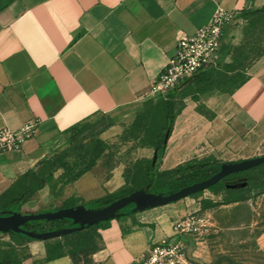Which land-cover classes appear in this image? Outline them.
<instances>
[{"label": "crops", "instance_id": "obj_1", "mask_svg": "<svg viewBox=\"0 0 264 264\" xmlns=\"http://www.w3.org/2000/svg\"><path fill=\"white\" fill-rule=\"evenodd\" d=\"M6 3L0 8V129L15 130L32 119L39 124L20 148L0 153V194L64 146L72 127L96 116L119 123L131 120L174 54L176 39L194 35L217 8L236 13V22L223 37L224 44L235 46L242 41L241 27L236 26L241 12L264 7V0ZM246 75L247 81L232 94L201 97L213 119L184 101L166 142L161 171L207 157L238 162L264 156V53ZM152 155L151 149L137 150V158ZM121 172L116 169L110 179L100 180L92 169L64 193L84 201L100 198L123 186ZM47 193L43 188L38 194ZM160 208L110 221L99 230L102 246L91 255V264H135L152 243L170 236L171 214ZM28 248L30 257L23 264H73L68 256L45 261L43 242L33 241Z\"/></svg>", "mask_w": 264, "mask_h": 264}, {"label": "trees", "instance_id": "obj_2", "mask_svg": "<svg viewBox=\"0 0 264 264\" xmlns=\"http://www.w3.org/2000/svg\"><path fill=\"white\" fill-rule=\"evenodd\" d=\"M7 0L0 2V8L5 6ZM240 18L247 20V25L243 29V39L247 33L248 23L254 28L257 23L264 18V7L256 10L242 11ZM251 18H256L257 23H252ZM251 24V25H250ZM261 38L255 40L256 45H261ZM240 46L225 45L221 47V57L218 63H222L226 56L239 50ZM256 50L254 58L248 65L241 69H234L232 65H223L227 76L223 71H216L215 68L207 67L197 71L192 77L182 81L177 87L167 92L157 100H146L142 107L134 116V119L123 138L137 142L138 148H147L153 151L150 159L139 158L123 169V186L113 193L89 201H83L80 197L70 196L63 200L60 207L52 210L31 211L24 209V205L47 187L53 197H58L66 186L90 172L96 165L97 160L108 150V145L100 139H87L86 135L90 132L87 122L72 127L67 133V143L57 149L41 161L33 169L20 175L5 191L0 194V215L9 213L37 214L56 211L64 208L83 206L86 209H101L113 201L128 196L135 191H144L158 195H170L179 191L183 187L204 181L216 174L223 164L215 158L207 157L200 160L185 162L171 170H158L160 161L163 157L166 142L172 132L177 114L184 108V100L190 98L196 103L195 110L207 119H213L214 114L201 103V97L213 92L221 94H232L240 88L248 79L247 68L264 53V43L262 47H253ZM106 127L112 126L113 120L110 119ZM92 136V135H90ZM83 152L77 155L76 159L70 161L71 152L77 146H84ZM154 161V163H153ZM264 167V164L253 168V170ZM252 170V169H251ZM60 171L55 177V173ZM250 170L226 176L217 184L207 190L213 193L225 191L229 194L246 191L249 184L242 189H226V185L242 182L241 174ZM169 178V180H166ZM264 193V180L259 183ZM202 192L190 195L196 197ZM245 200V198L234 196L228 203H235ZM217 204L212 202L201 203V208L208 209ZM134 212L132 215L133 216ZM128 217V216H124ZM121 217V218H124ZM119 218V219H121ZM110 221L100 222L83 230L75 231L64 235L58 239L44 241L45 261H50L63 256H68L73 264H91V255L97 252L102 246L99 230L107 228ZM69 220H38L27 222L23 227L25 231L45 233L67 228ZM34 240L19 233H0V264H23L30 257L28 244Z\"/></svg>", "mask_w": 264, "mask_h": 264}, {"label": "rangeland", "instance_id": "obj_3", "mask_svg": "<svg viewBox=\"0 0 264 264\" xmlns=\"http://www.w3.org/2000/svg\"><path fill=\"white\" fill-rule=\"evenodd\" d=\"M251 19L252 23H257L256 18ZM246 25L247 20L245 19H240L236 23V26L241 27L242 41L239 45L235 46L241 45V47L239 50L225 57L222 63L219 64L217 62L213 67L216 71L222 70L223 74H226L225 68H223L225 64L232 65L234 69H241L243 66L248 65L250 60L254 58L256 50L252 51V48L256 47L260 49L262 47L264 41H261V45L254 46L253 44H255L257 38L264 39V18L254 28H251L248 23L247 33L243 39V29ZM225 45L231 44L226 43ZM220 57L221 50L219 51L217 61L220 60ZM226 75L229 76L231 74L227 73ZM164 95L152 96L147 94L144 101L157 100ZM184 101L192 100L188 97ZM192 102L195 103L194 101ZM138 110L135 111L134 116ZM134 116L131 120L129 119L121 123L112 119L113 125H115L112 128H110L111 126L106 127L110 123L111 118L105 116H96L87 122L88 127L91 129L86 135V138L93 140L98 138L109 147L97 160L93 168V174L100 180L110 179L115 174L116 169L123 171L133 161L139 159L137 158V150L139 149L137 142L123 138ZM84 147L85 145L82 148L81 146H77L71 152L70 161L76 159V156L83 152ZM227 159L225 158V160ZM230 159H236V156ZM225 160L221 159L218 161L227 163ZM158 170H160V166ZM59 173L60 171L56 172L55 177ZM240 178L243 182L249 184L248 190L232 194L224 190L218 193L205 190L196 197H187L160 208L171 214L170 218L173 224L191 213L204 216L208 219L210 228L206 234L185 238L186 247L188 248L189 264H264V193H260L262 188L259 186V183H262L264 180V167L255 170L250 169L249 172L241 174ZM166 180H169V178ZM44 189L48 193L44 196L39 195V192L36 193L31 201L28 202V206H26L28 208L24 209L31 211L52 210L60 207L63 200L68 198L64 191L58 197H53L47 187H44ZM234 196L245 198V200L228 203L230 198ZM203 201L216 203L217 205L212 208L203 209L201 208ZM183 209L185 210L184 212Z\"/></svg>", "mask_w": 264, "mask_h": 264}, {"label": "built area", "instance_id": "obj_4", "mask_svg": "<svg viewBox=\"0 0 264 264\" xmlns=\"http://www.w3.org/2000/svg\"><path fill=\"white\" fill-rule=\"evenodd\" d=\"M236 19V13L217 8L207 25L194 35L176 39L174 54L168 59L162 73L153 82L148 94L164 95L197 71L214 67L218 62L225 29ZM39 121L32 119L18 129H0V153L18 149L36 133ZM210 223L204 216L188 214L172 225V233L152 243L135 264H189L185 238L202 236Z\"/></svg>", "mask_w": 264, "mask_h": 264}, {"label": "water", "instance_id": "obj_5", "mask_svg": "<svg viewBox=\"0 0 264 264\" xmlns=\"http://www.w3.org/2000/svg\"><path fill=\"white\" fill-rule=\"evenodd\" d=\"M154 163V161H153ZM264 164V156L245 159L238 162L223 163L218 172L210 178L183 187L170 195H158L144 191H135L128 196L119 198L101 209H86L83 206L64 208L56 211L20 214L9 213L0 215V233H19L34 241L44 242L47 240L58 239L75 231L83 230L86 227L93 226L100 222L112 221L124 216H130L134 212H142L148 209L166 206L183 200L190 195L207 190L209 187L217 184L226 176L244 172ZM246 186V182H238L226 185V189L238 190ZM69 220L70 225L67 228L45 233L34 231H25L23 227L27 222L38 220Z\"/></svg>", "mask_w": 264, "mask_h": 264}, {"label": "flooded vegetation", "instance_id": "obj_6", "mask_svg": "<svg viewBox=\"0 0 264 264\" xmlns=\"http://www.w3.org/2000/svg\"><path fill=\"white\" fill-rule=\"evenodd\" d=\"M243 182V181H242Z\"/></svg>", "mask_w": 264, "mask_h": 264}]
</instances>
